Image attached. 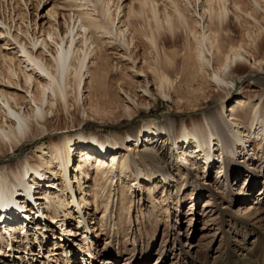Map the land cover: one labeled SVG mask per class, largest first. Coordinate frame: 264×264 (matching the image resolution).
Masks as SVG:
<instances>
[{
	"label": "bare ground",
	"instance_id": "obj_1",
	"mask_svg": "<svg viewBox=\"0 0 264 264\" xmlns=\"http://www.w3.org/2000/svg\"><path fill=\"white\" fill-rule=\"evenodd\" d=\"M9 1L13 5L17 0ZM30 1L17 2L28 9ZM65 1L67 7L61 6L64 10L59 17L56 11H51L49 21L41 16L38 22L36 17L34 21L27 20L24 28V20L14 21L13 25L0 16V41H3L0 47L6 51L0 60V229L4 221L13 219L8 215L9 209L18 201L27 203L34 194L39 210L44 208L43 216L38 211V218L28 225L26 234H12L15 228L8 229L9 234L0 231V264H68L69 259L94 264L100 251L131 256L128 244L132 231L126 226L129 223L135 227V233L145 232L147 237L138 256L130 257L131 261L126 256L120 264L146 262L148 252L159 245L157 233L162 225L164 232L156 251L162 264H264V56L258 53V46L252 50V44L248 49L250 44L247 48L242 40H229L224 26L232 12L225 0L200 1L203 12L196 11L201 18L200 21L195 18L197 22L194 19L189 22V12L175 1L172 14H166L165 20L155 6H149L150 1L140 4L151 9L153 20L141 32L146 41L160 51L156 48L160 47L159 37L163 30H174L177 19L181 28H188L195 36L192 43L185 44L182 78L188 85L203 81L224 89L225 96L219 93L201 101L212 91L189 86L185 91L174 88V81L181 77L172 78L166 69L175 63L166 46L161 48L164 53L160 52L165 54L164 65L147 64L153 80L147 71L138 70L130 55L134 80L144 83L143 95L153 99L151 82L160 95L175 98L185 111L191 110L187 119L174 117L168 111L160 119L133 124L125 132L105 133L109 136L85 133L84 124L90 121L84 120L75 129L55 132L57 138L38 144L34 154L25 155L13 165L6 163L10 160L9 153L24 141L43 138L44 126L55 104H66L72 92L68 87L70 77L75 80L71 85L76 86L78 95L73 94L84 106V98L90 99L92 94L111 93L101 83L110 71L101 66H95V74L91 71L97 63L94 56L98 51H108L104 41L110 42L112 38L103 41L102 34L113 36L119 29L112 19L110 3ZM217 1L224 3L219 6ZM46 2L35 0L36 10ZM237 9L240 8L233 14H243L240 10L236 13ZM136 14L139 17L141 12ZM127 15L123 18L117 15L119 22L126 20L127 24L129 19L124 18ZM202 21L203 29L196 31ZM192 22L198 26L193 28ZM13 26L20 33H15ZM202 30L198 36L197 32ZM87 33L96 39H88ZM134 33L135 29L131 41L121 42L127 50L134 43ZM113 42L109 43L111 47ZM243 64L249 68L239 82L247 84L244 88L231 87L237 68ZM124 93L129 102L126 110L135 118L141 112L136 91L121 88L119 95ZM232 96L235 98L227 104ZM91 110L96 112V107ZM97 126L102 131L104 125ZM35 156L39 159L37 163ZM242 176L245 178L239 184ZM25 196L27 201L23 200ZM28 206L36 209L33 204ZM17 229L21 230V226ZM118 234L124 239L114 249V240L120 239ZM103 235L105 244L97 249ZM72 237L79 243L69 240ZM199 251L204 253L200 262ZM84 253L87 254L83 256ZM110 259L102 264H112Z\"/></svg>",
	"mask_w": 264,
	"mask_h": 264
},
{
	"label": "rangeland",
	"instance_id": "obj_2",
	"mask_svg": "<svg viewBox=\"0 0 264 264\" xmlns=\"http://www.w3.org/2000/svg\"><path fill=\"white\" fill-rule=\"evenodd\" d=\"M17 1L12 5V4H10L11 1H9V0H6V2H4V3H2L0 0V16L7 23H9V24L14 23L13 25H15L16 21L21 22L22 20H24V21H22L23 22L22 23L23 28L26 27L27 20L28 21H31V20L34 21V19H36V17H37L38 22L40 21L41 16H44V19L49 21V13H51V11H53V12L56 11L55 15L57 17H59L62 14L61 11L64 10L61 6L66 5L65 7H67V2L65 0H48V2L42 3L39 10L37 11L35 0H31L29 2L28 9L24 4L19 3ZM45 1L46 0H43V2H45ZM108 1L110 3V6H111V11H112L111 15L113 16L112 19L115 21V25L116 26L118 25L117 29L118 28L119 29L115 32V34L113 36H109L108 34H105V35L102 34L103 41L106 38H107V40H109L108 39L109 37H112V38H110V40H109L110 42L104 41V45L105 44L107 45V46L105 45L107 47V48L106 47L105 48L108 49V51H106L103 48L105 50V52H104V50L101 52L98 51V53L94 56L95 58L97 57V59H96L97 63H96V65H93L91 67V69H92L91 71H94V74H95L96 70H97L96 67L98 68V66H101L102 67L101 69H105V70L110 71L105 76L104 82H101V83H103L102 88L106 87L107 89H110L111 93H106L103 96H101L100 94H97V95L92 94L90 96L91 97L90 99L84 98V101H85L84 102L85 106H84L82 104V102L78 103V100L76 97L78 95V93H77V91H75L76 86L71 85V84H73L74 79H72L73 77L72 78L70 77L69 81L70 82L72 81V82L68 87L72 92H70L71 94L68 97L69 100L67 99V103H66L67 105L63 104V103L55 104V106H54L55 108H53L52 114L50 113L48 116L49 117L48 123H47V125L44 126L43 138L42 139L41 138H35L34 140L24 141L22 144H20L18 146V148L14 152L9 153L8 158H10V160H8L6 163H10V165H13L18 160H21L22 158H24L25 155L27 156V155H30L32 153L34 154V151L36 150V147L38 144H40V143L47 144L52 139L55 140L57 138L56 136H54L55 132H57L58 130L75 129V126L84 120L90 121L89 124H84V125H86L85 133L89 134V133H94V132H100L101 133L100 136H101V135H108L105 133H107V132L111 133V131H114V130L120 131V132H122V131L125 132L126 130L131 129V127H130L131 125H133V124L140 125L148 119H152V118H159L160 119V116L163 115L164 113H167L168 111L171 112L174 117H178V118L180 117L183 119H187L189 117V114L192 113V112H190L191 110L185 111V109H183L179 105L178 100H176L175 98L163 97L162 95H160L159 90L156 88L155 85L151 84V82L149 84V87L151 88L152 93L154 94L153 99H150L149 97L143 95L144 83L136 82L134 80L133 72L131 69V67H132L131 66L132 65L131 60L132 59L130 60V57H131L130 55L133 56L134 61H136V66L139 68L138 69L136 67V69L142 70V71H147L148 75H149V79L153 80V75L151 73H149V69L147 68V64H149V65H155V64L156 65L157 64L164 65V60H165L164 55L165 54L163 55L164 52H163V49H161V48H162V46H164V47L166 46L165 50L167 51V54L169 56H171L172 59L174 58V60H175V63L173 65L172 64L168 65L166 67V69H167V71H169L172 78L176 79L178 77H181V78L177 79L176 81H174V88H177V90H182V91H185L189 87H191V88H203V89L205 88L206 90H211L212 92L209 94V96L203 100L200 99L201 101H208L213 97V95L215 96L216 94H219V93H221L224 96L226 95V91H224V89H221V90L216 89L213 86L206 85L203 81H197L196 83L188 85L186 83L185 79L182 78L183 75L181 76V74H183L185 72V70L183 68L184 66H182L183 65V55L186 52V49H185L186 45L185 44H187V42L192 43L195 36L192 35L193 33L188 28H186L184 26L181 28L180 27L181 25L179 23H176V22H178L177 19L176 20L174 19L175 24H176V26L174 25L176 27V28L174 27L175 31L174 30L171 31L168 29H166L165 31L163 30V33L159 37V41H158V44H160L158 46H160V47H156L160 50V51H158L157 49L154 48V46L152 47V45H150V43H148V41H146L145 36L143 35V33H141V32H144V30H145L144 28H146L150 24L149 21H153V20H151V17H150L151 9L148 8V10H147V9H145L147 7L142 8L140 6L141 2L144 0H108ZM147 1H150V3H148L149 6H151V7L155 6L157 8V10L159 11L158 14L162 20L163 19L165 20L166 14H170V13L172 14V12H173L172 9H174L172 2H174V1L177 2L180 7L183 6V7H181V9L184 8L185 11L189 12V13H187L188 20H189V17L191 19L189 22L193 21V19L195 21H196V19H197V21L198 20L200 21L201 18L199 17V14H200V12L201 13L203 12L202 11L203 9L201 8L202 5L200 2L202 0H199V1L198 0H173V1L172 0H153V1L147 0ZM221 1H223V0H221ZM111 2L114 4H112ZM224 2H226V3H224ZM224 2H222V3L218 2V5L222 6L224 3L225 5H227L226 7L229 8L232 12L228 16V23L230 25L227 23L224 26V27H227V29L225 28L226 29L225 32H227V34H228L227 36H229L228 37L229 40H230V38L232 39V41H233V39H234V41L235 40H237V41L242 40L243 44H245V46L247 44H250L249 48H248V46H246V47L248 49L252 48V50H254L256 48L254 46H258V53H261L264 56V0H225ZM188 4H189V6H187ZM214 4L216 6H218L216 2ZM122 7H124L123 10H121ZM235 7L236 8L239 7L240 12L243 14L237 13V11L239 12L238 9L236 10L237 15L233 14L235 9H236ZM112 8L114 10H112ZM241 8H243V10ZM119 10H121V11H119ZM124 10L125 11L127 10L126 12L128 13V15H127L128 18L126 16L124 17L125 19H129V21L127 20V24L125 23L126 20L123 23V22H119V19H118V17L123 18V15L127 14V13H125ZM129 10H131V12ZM141 10H143V11H141ZM120 12H122V13H120ZM137 12H141V14H138V15H140L139 17L136 14ZM116 13H117L118 17L116 15ZM37 14H38V16H36ZM131 14H133V15L131 16ZM251 14H253V15H251ZM241 15L242 16L249 15V17L247 16V18H248L247 19L245 16L241 17ZM254 15L256 17H254ZM239 16H240V18H239ZM251 17L254 19V22L252 21L253 19ZM245 19H246V21H245ZM60 20L64 21L65 18L64 19L60 18ZM122 23H123V25H122L123 27L121 26ZM195 23L192 22L190 24H192L191 26H193V28L194 27L196 28L199 25L196 28V31H197V29L201 31V28L203 29V27H201V26H203L202 25L203 21L201 23L199 22L198 25H196ZM125 26L127 28H125ZM14 28L17 30V31L15 30V33H20V31L15 26L12 27L13 31H14ZM128 29H129V31H128ZM134 29L136 30V34L134 33V36H135L134 37L135 38L134 43H132L130 45V47L132 46L131 49L127 50L124 46H122V43L124 40H125V42L131 41L132 30H134ZM186 29L189 31H187ZM185 30L189 33H187ZM200 31L197 32L198 36L199 35L201 36L203 33V30H202V32H200ZM118 32H119V34H118ZM120 32H122V33H120ZM125 32H126V35H125ZM137 32H138V34H137ZM129 33L131 35H129ZM140 33L142 34V36H144L143 38L145 40H143V38L140 37ZM30 34H32V28L30 29ZM40 34H42V33H39V35ZM122 34H124V35H122ZM188 34L190 36H192V38L189 37ZM21 35L23 37V34H21ZM86 36L88 39H89V37L91 38V33H89V34L87 33ZM113 38H115V40H113ZM24 39H26V42L29 43L27 38H24ZM95 39H96V37H93V39L91 38L92 41H94ZM111 41L112 42L114 41L113 44L115 43L113 47H111L109 45V43L112 45ZM1 42H3V41H0V45H1ZM54 45H56V44H54ZM54 45H52V47L55 49ZM116 45L118 46V48H115ZM94 46H95V44H94ZM250 46H252V47L250 48ZM5 52L6 51L3 52L2 48L0 47V60L3 58L2 55H4ZM160 52H163V53H160ZM123 56L127 57V58L129 56L130 57L128 59L127 58L124 59ZM119 57L120 58L123 57V58L120 59ZM248 68H249V65H247V64L240 65L237 68L236 77L234 78L235 84H234V81L231 80L229 85L231 87L235 86L238 88L241 86L242 88H244L245 85L247 84V82L246 81H240L239 82V79L245 74V72L248 70ZM94 69H96V70H94ZM92 74H93V72L91 73V75ZM181 83L183 84V87H182ZM94 84L96 86L99 85L98 83L96 84L95 81H94ZM187 86H189V87H187ZM90 87H92V85ZM121 88H123L127 92L136 91L137 95L135 96V98H136V101L139 102V104H140L138 110H140L141 112L140 113L138 112L139 114L136 115L135 118H133V116L130 117L129 113L126 110V107L129 105V102H128V99L125 97L126 96L125 93L119 95V91ZM73 93H76L77 95L73 94ZM116 93H118V94H116ZM70 96H71V100H70ZM234 98H235V96H232L230 98V100L227 102V104L231 103ZM155 99H156V101H155ZM92 106L96 107V112L91 110ZM84 123H86V122H84ZM97 124H100L101 126L104 125L102 127V131L100 130L101 127H98ZM88 125H90V126H88ZM52 136H54V137H52ZM33 159H34V162H36V163L39 161V159L36 156ZM244 178H245V176L240 177L241 181L239 184H241V182L244 180ZM23 200L27 201L28 200L27 196H25ZM202 205H203V203L201 202L200 206L202 207ZM186 206H187V204H186ZM8 215L12 216L11 213ZM132 216H133V214H132ZM132 218H134V217H132ZM10 219H12V218H10ZM33 223H34V221H33ZM129 224H127L126 226H127V230L132 231V232H130V242L128 244L129 254L131 256L125 255L123 253H119L120 256L117 254H112L113 255L112 256L109 253L108 254L103 253L104 254V256H103L102 252L100 251V254H99L100 256H98V258L95 260L94 264H102L103 263L102 261L106 260L108 257H110L111 258L110 260L113 261L112 264H120L121 262H123V260H125L126 256L129 257V261H131L130 257L133 256L134 257L133 259H135L138 256V250L140 249V247H142L141 246L142 242L147 237V234H145V232H141V234L138 235L139 233L137 231L135 233V227H133L132 224L131 225H129ZM202 224H203V222H201L197 226L200 227V226H202ZM164 226L165 225H162V228L159 229L158 233H157L159 245H160L161 240H162V234L164 232ZM133 228H134V230H133ZM58 230H56V231H58ZM109 231L110 230H108V233H111ZM112 231L114 232V230H112ZM183 231L185 232V226L183 228ZM151 233L152 232H149V234H151ZM135 234H136V238L134 237ZM103 237H104V239L102 240V242H100L101 244L96 246L97 249H101L104 246V244H105L104 241L106 240L105 239L106 236L103 235ZM118 237H120V239L118 238L117 241L114 240V242H115V243H113V244H115V245H113L114 249L116 248L118 243H120L119 246H121V240L124 239V238L121 239L120 234H118ZM136 239H137L136 243H133V241ZM69 240L76 241V243H79L78 242L79 240H75V238H73V237L71 239L69 238ZM73 244H75V242H73ZM159 245H157L156 248H153L150 252H148L149 256L146 259L147 261L146 262L144 261L141 264H162V263H160L161 258L159 257L158 254H156V251L158 250ZM76 248H74V249H76ZM123 249L124 248L122 247L121 250H123ZM86 254L87 253H84L83 256H85ZM203 258H204V253L202 251H199L197 254L198 262H200L201 259H203ZM78 260H79V262H77V261L71 262V260L69 259L68 264H69V262H71V264H85L86 263L84 261H81V259H78ZM140 261H142V260H140ZM90 264H92V263H90ZM169 264H171V263H169ZM187 264H189V263H187Z\"/></svg>",
	"mask_w": 264,
	"mask_h": 264
}]
</instances>
